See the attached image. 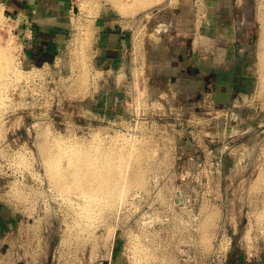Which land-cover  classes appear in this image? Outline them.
<instances>
[{"label": "rangeland", "instance_id": "rangeland-1", "mask_svg": "<svg viewBox=\"0 0 264 264\" xmlns=\"http://www.w3.org/2000/svg\"><path fill=\"white\" fill-rule=\"evenodd\" d=\"M0 1V48L22 75L0 96V185L9 182L21 201L11 202L14 213L44 230L49 264H264V0H165L135 17L110 0H64L73 7L71 36L53 67L26 57L23 23L45 0ZM177 11L190 52L212 23L224 35L244 28L248 45L235 84L229 87L228 75L209 76L213 89L198 95L190 89L203 81L198 75L187 79L185 97H155L147 46ZM106 16L135 48L119 70L97 60ZM87 24L91 37L81 50L75 41ZM55 141L63 151L57 172L70 186L64 194L40 153L42 143ZM117 156L122 164L111 173L122 176L113 198L74 188L72 159L111 164ZM36 172L44 185L30 189L29 201L20 181L40 178ZM6 190L0 201L9 200Z\"/></svg>", "mask_w": 264, "mask_h": 264}, {"label": "crops", "instance_id": "crops-1", "mask_svg": "<svg viewBox=\"0 0 264 264\" xmlns=\"http://www.w3.org/2000/svg\"><path fill=\"white\" fill-rule=\"evenodd\" d=\"M23 7L24 10H21H28L27 4H23ZM31 11L32 15L26 14L30 17L23 23L29 46L26 57L32 62L38 61V66L53 67L63 58L65 42L71 36L69 18L73 7L64 0H45L38 2ZM169 18L172 23L169 21V25L165 22L160 26L165 28L160 33V40L147 46L144 67L149 88L155 97L169 100L185 97L183 92L189 89L185 84L189 81L187 79L190 77L191 81L197 82L198 75L204 76L200 87L190 88L198 95L213 89V81L209 76L228 75L231 76L228 78L229 87L235 84L236 78L242 73L241 62L245 57L243 48L248 45L244 28L229 29L224 35L212 23L210 25L213 28L205 27L203 34L197 37L196 46L192 44L190 52L186 47L188 31L181 22L182 14L177 11ZM104 19L100 20L97 30V60L103 66L109 64L119 70L127 64L125 52L128 54L132 49L133 57L135 48L118 23H113L109 16ZM131 60L134 63V59ZM215 82L216 89L223 88L219 86L220 79ZM12 210V207L0 204V251L7 252L10 261L6 264H49L43 253L46 248L44 243L37 245V258L28 260L24 242L27 234L23 232L20 217Z\"/></svg>", "mask_w": 264, "mask_h": 264}, {"label": "bare ground", "instance_id": "bare-ground-1", "mask_svg": "<svg viewBox=\"0 0 264 264\" xmlns=\"http://www.w3.org/2000/svg\"><path fill=\"white\" fill-rule=\"evenodd\" d=\"M124 15H134L138 12L152 8L165 2V0H110ZM132 2V3H131ZM3 16L2 6L0 7V20ZM1 22V21H0ZM90 24L81 25L80 36L75 41L76 48H82L88 41L90 33ZM91 37V36H90ZM264 45V33H263ZM86 47V46H85ZM78 48V49H79ZM264 68V56L262 59ZM21 74V73H20ZM16 75V78H15ZM24 75V74H23ZM20 79L22 75H19ZM17 73L14 70V63L7 48H0V96L7 95L10 88L19 82ZM25 79V77L23 78ZM264 88V78L262 79ZM40 153L44 157L47 176L50 178L52 185L60 193L69 191L68 178L57 172L59 160L63 154L60 143L55 141L54 144L48 145L46 142L40 146ZM122 164V160L117 156L114 161L106 163L102 158L92 159L86 157L80 160L72 159L69 164L74 188L80 192L87 193L91 198L103 196L104 198H113L115 192L120 188L119 179L122 175L120 172L111 173L113 166Z\"/></svg>", "mask_w": 264, "mask_h": 264}, {"label": "built area", "instance_id": "built-area-1", "mask_svg": "<svg viewBox=\"0 0 264 264\" xmlns=\"http://www.w3.org/2000/svg\"><path fill=\"white\" fill-rule=\"evenodd\" d=\"M36 175H38V177L40 178H36V179H31V180H27L26 178H22L20 181V185L21 188H23L24 192H26V199L32 200L34 199V197L30 196L31 190H35V189H39L44 185V179L41 177L40 172H36ZM5 181V180H3ZM1 188L7 189L4 193H2V195L5 196V198H9L8 201L3 200L0 201V204L3 205H7L12 207L13 211H15V205L11 202H21L19 200V198H17L16 196H14L13 194H9V193H13L12 190V186H10L9 182H4L2 185H0V192H1ZM24 198H22L23 200ZM4 202V203H1ZM26 206V205H25ZM17 215L20 217L21 219V223H22V227L24 228V233L27 234L26 238L24 239V242L26 243V250H27V258L28 260H32L37 258V255H39V252L37 251V245L40 243H43L42 240L40 239V236H42L44 234V230L43 229H39L38 227L32 228L31 226H29V221H25L23 218L24 216L21 214V211L16 212ZM36 236V237H31V236ZM9 258L7 256V252H1L0 251V264H6V262H9ZM100 264H103V262H101Z\"/></svg>", "mask_w": 264, "mask_h": 264}]
</instances>
